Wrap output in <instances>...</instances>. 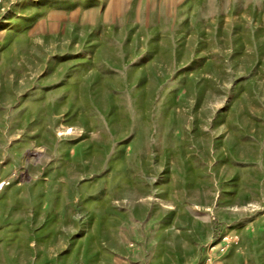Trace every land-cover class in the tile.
Listing matches in <instances>:
<instances>
[{
  "label": "rangeland",
  "instance_id": "obj_1",
  "mask_svg": "<svg viewBox=\"0 0 264 264\" xmlns=\"http://www.w3.org/2000/svg\"><path fill=\"white\" fill-rule=\"evenodd\" d=\"M0 264H264V0H0Z\"/></svg>",
  "mask_w": 264,
  "mask_h": 264
},
{
  "label": "crops",
  "instance_id": "obj_2",
  "mask_svg": "<svg viewBox=\"0 0 264 264\" xmlns=\"http://www.w3.org/2000/svg\"><path fill=\"white\" fill-rule=\"evenodd\" d=\"M192 189H194V188H192ZM186 190L188 191V189H186ZM180 191H183V190L181 189ZM189 191H191V190H189Z\"/></svg>",
  "mask_w": 264,
  "mask_h": 264
}]
</instances>
